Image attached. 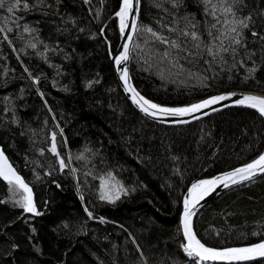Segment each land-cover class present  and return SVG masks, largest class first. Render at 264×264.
I'll list each match as a JSON object with an SVG mask.
<instances>
[{
	"label": "trees",
	"instance_id": "trees-1",
	"mask_svg": "<svg viewBox=\"0 0 264 264\" xmlns=\"http://www.w3.org/2000/svg\"><path fill=\"white\" fill-rule=\"evenodd\" d=\"M121 3L3 0L0 148L40 214L25 211L0 177V264H187L177 242L185 243L191 182L264 152L256 109L170 126L133 107L111 62ZM131 75L143 95L169 107L228 89L264 92V0H142ZM108 177L124 188L118 199L100 198ZM194 225L214 248L264 239V176L220 195Z\"/></svg>",
	"mask_w": 264,
	"mask_h": 264
},
{
	"label": "snow or ice",
	"instance_id": "snow-or-ice-1",
	"mask_svg": "<svg viewBox=\"0 0 264 264\" xmlns=\"http://www.w3.org/2000/svg\"><path fill=\"white\" fill-rule=\"evenodd\" d=\"M210 2V0H208ZM19 0H17V5ZM134 6V0H123V6L117 12V16L120 19V30L124 32L128 28L127 20L132 16V10ZM0 7H3V0H0ZM27 7V5H25ZM9 12H12L11 7L8 8ZM231 11V9H227ZM138 15V13H137ZM250 19V17L248 18ZM135 20V18H134ZM243 27L248 25L244 21H240ZM215 27V25H213ZM26 31L28 29H25ZM137 30L135 22L132 24V31ZM146 31L152 33L157 39L161 40L164 43L168 41L163 37L158 36L153 32L151 28H146ZM235 31V29H233ZM188 35V33H184ZM192 38L198 39V36L195 32L191 33ZM131 41L132 37H128ZM174 43V42H173ZM235 43H239V40H236ZM35 47V45H32ZM179 47L178 45H175ZM167 55V53H165ZM129 60V48L127 45L124 46L123 52L116 58V63L119 65L122 62ZM254 71V70H250ZM122 79L127 86V90L132 93L133 101L140 107V109L149 114L152 117L158 116H184L191 114L193 112L199 111L201 108H206L211 104H215L220 100H226L229 96L237 95L236 93H230L228 95H221L218 97H212L209 100H204L199 104H192L189 107L183 108H167L161 107L158 104L152 103L151 101L140 96L136 92L135 88L130 83V78L128 75V69L125 67L122 70ZM237 104L246 105L253 109H257L262 115H264V97L255 96V95H244L242 99L236 100ZM215 110V109H214ZM178 123H184L186 121H177ZM53 145L51 151L53 153L57 152L55 145V133L52 134ZM58 154V153H57ZM63 166V160L60 161ZM257 172L264 173V155H261L257 160H254L252 163L245 165L243 168H238L233 172L225 173L222 177H216L213 179L199 180L198 182L192 184L189 189V194L184 198V213L182 220V232L183 236L186 238L187 243L183 245V250L189 255L198 258L201 261H250L256 257H264V242L253 244L248 247H238V248H224L216 249L211 247H206L205 244L201 243L196 237V233L192 230V217L195 215L194 209L200 200L204 199L205 196L209 195L216 187L223 185L225 188L229 187V183L236 184L244 180H249L254 177ZM0 177H3L13 189L20 190L25 195H23V200L21 206L23 209L29 213L37 212L35 204L32 198V190L26 184L23 178L18 175L15 169L9 164L8 158L4 155L3 150L0 149ZM120 189H116L115 194L111 192H106L101 195V199L113 200L119 198ZM91 215V213H89Z\"/></svg>",
	"mask_w": 264,
	"mask_h": 264
},
{
	"label": "water",
	"instance_id": "water-1",
	"mask_svg": "<svg viewBox=\"0 0 264 264\" xmlns=\"http://www.w3.org/2000/svg\"><path fill=\"white\" fill-rule=\"evenodd\" d=\"M122 2H123V0H122ZM121 5H122V3H121ZM119 10H118V12H119ZM141 10H142V0H134V6H133V10H132V16H130L128 18V21H127L128 28L124 32H121L122 33V36H121L120 42L118 44V47L116 48L115 52L111 55V62H112V65H113V68H114L115 75L117 77L118 83H119V85H120L123 93L125 94L126 98L129 100V102L133 105V107L140 114H142L144 117H146L147 119H149V120H151V121H153L155 123H159V124H163V125L181 126V125H185V124H189V123H193V122L199 121V120H201L203 118H206V117H208L210 115H213L215 113H218V112L227 110L229 108H233V107H237V106H245V107H248L246 105H240V104H237L236 103V100L242 99L244 95H255V96H262V97H264V92H262V91L250 90V89H228V90H224V91H222L220 93H217L215 95H212V96H210V97H208L206 99H203V100H201L199 102H196L194 104H199V103L203 102L204 100L211 99L212 97H218V96H221V95H228L230 93H236L237 95L229 96V98L226 99V100H220V101H218L215 104H211V105H209L206 108H201L199 111L193 112L191 114H187V115H184V116H158V117H152L149 114L144 113L140 109V107L133 101V99H132V93L127 90V86L125 85V82L122 79V70H123V68L126 67L128 69V75H129V78H130V83L135 88L136 92H138L140 94V96H142L145 99L151 101L152 103L158 104V103L150 100L149 98H147L145 95H143L139 91V89L135 85V83L133 81V78H132V75H131L132 50H133L134 40H135L137 31H138V27H139V23H140ZM137 13H138V15H137ZM134 18H135V20H134ZM133 22H135L136 28H137V30L135 32L132 31V24H133ZM129 36L132 37L131 41H129V39H128ZM125 45H127L128 48H129V60L128 61H125V62H122L119 65H117L116 58L121 54V52H123ZM158 105H160V104H158ZM160 106L161 107H167V108H183V107H189L190 105H188V106H181V107H169V106H164V105H160ZM177 121H186V122H184V123H178ZM3 153L8 158L9 164H11V166L15 169L14 165L12 164V162L9 159V157L7 156V154L4 151H3ZM261 155H264V152ZM258 158H256L255 160H257ZM253 161H251L250 163H252ZM250 163H248V164H250ZM245 165H247V164H245ZM245 165H242L240 167H237V168H234V169H231V170H228V171L220 172V173L214 174V175L209 176V177H198V178H196L189 185V187L187 189V192L185 194V197L188 196L189 189L191 188L192 184L198 182L199 180L213 179V178H216V177H222V176H224L225 173L233 172V171H235L238 168H243ZM15 171H16V173L18 175H20L16 169H15ZM263 176H264V173L257 172V174L254 177H252L251 179H249V180H244V181H241V182L236 183V184L229 183V187H227V188H225L223 185H220V186L216 187V189L214 191H212L209 195L205 196L204 199L200 200V202L196 205V207L194 209L195 215L192 217V230L196 233V237H197V239H199L201 241V243L205 244L199 238V236H198V234H197V232L195 230V225H194L196 216L200 212V210L203 207H205L206 205H208L210 202H212L213 200H215L216 198H218L223 193H225V192H227V191H229L231 189L237 188L239 186L245 185L247 183H250L252 181H255V180L259 179V178H262ZM1 178H3V177H1ZM23 180H24V178H23ZM24 182H25V180H24ZM28 186H29V188H31L30 185H28ZM31 190H32V188H31ZM32 198H33V202H34L33 191H32ZM183 213H184V204H183V210H182L181 218H180L181 229H182ZM182 235H183V232H182ZM183 238H184V242L187 243L186 238L184 236H183ZM261 242H264V239H262V240H260L258 242L252 243V244L243 245V246H234V247H229V248L248 247V246H251L253 244H257V243H261ZM205 246L206 247H210V246H208L206 244H205ZM211 248H214V247H211ZM216 249H224V248H216ZM179 252H180V254L182 255V257L184 259L185 258H187V259L189 258L190 261H186L188 264H191V262L193 263L192 259H195L196 258V257H193V256H189L181 248L179 249ZM258 260H264V257H256L255 259L250 260V261H201V260H199L197 258V263L196 264H245V263L255 262V261H258Z\"/></svg>",
	"mask_w": 264,
	"mask_h": 264
},
{
	"label": "rangeland",
	"instance_id": "rangeland-1",
	"mask_svg": "<svg viewBox=\"0 0 264 264\" xmlns=\"http://www.w3.org/2000/svg\"><path fill=\"white\" fill-rule=\"evenodd\" d=\"M103 184H104L105 193L106 192H111L112 194H115L116 189H120V192L124 189L123 186H122V184L120 182H118L113 177L106 178L104 180ZM11 195L12 196H16L18 198H22V200H23V195H25V193H23L20 190H16V189H13L12 188Z\"/></svg>",
	"mask_w": 264,
	"mask_h": 264
},
{
	"label": "bare ground",
	"instance_id": "bare-ground-1",
	"mask_svg": "<svg viewBox=\"0 0 264 264\" xmlns=\"http://www.w3.org/2000/svg\"><path fill=\"white\" fill-rule=\"evenodd\" d=\"M123 6V2H122V5H121V7ZM128 21V20H127ZM118 22H119V26H120V19H119V17H118ZM177 246H178V250L181 248V249H183V245L180 243V242H177ZM184 259V258H183ZM185 260V262L186 261H190L189 260V258L187 259V258H185L184 259ZM192 261H193V263L191 262V264H196L197 263V260H195V259H192ZM187 263V262H186ZM188 264V263H187Z\"/></svg>",
	"mask_w": 264,
	"mask_h": 264
}]
</instances>
